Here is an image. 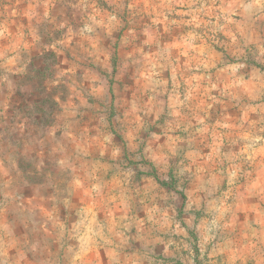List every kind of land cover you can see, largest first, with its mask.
<instances>
[{"label": "clouds", "instance_id": "1", "mask_svg": "<svg viewBox=\"0 0 264 264\" xmlns=\"http://www.w3.org/2000/svg\"><path fill=\"white\" fill-rule=\"evenodd\" d=\"M68 3L0 0V264H264V0Z\"/></svg>", "mask_w": 264, "mask_h": 264}, {"label": "rangeland", "instance_id": "2", "mask_svg": "<svg viewBox=\"0 0 264 264\" xmlns=\"http://www.w3.org/2000/svg\"><path fill=\"white\" fill-rule=\"evenodd\" d=\"M76 3H78V0H69L68 7H67V13H68L69 17H71L73 13H77L79 11V9H77V8L74 7V5ZM21 7H22V5H21ZM66 39L68 40V43L71 45L74 40H78L79 38L66 37ZM56 54L57 53L54 51L53 52V55H56ZM61 58L63 59V57H61Z\"/></svg>", "mask_w": 264, "mask_h": 264}]
</instances>
